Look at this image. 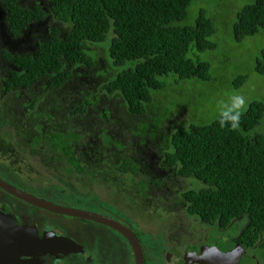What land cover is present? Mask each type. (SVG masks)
<instances>
[{"label": "trees", "instance_id": "16d2710c", "mask_svg": "<svg viewBox=\"0 0 264 264\" xmlns=\"http://www.w3.org/2000/svg\"><path fill=\"white\" fill-rule=\"evenodd\" d=\"M43 1L47 6L38 5ZM194 1L0 0L10 30L0 34V81L9 96L3 102L17 100L16 109L33 111L48 123L57 117L60 123L86 125L99 112L104 120L128 117L135 128L146 120L162 77L209 78V63L189 53L193 46L214 49L213 21L201 12L194 24H182ZM263 27L264 0H250L236 15L233 35L242 40ZM18 42L24 51L12 50ZM254 70L264 76V49ZM245 79L237 78L236 86ZM263 116L264 103L252 101L236 128L221 127L218 116L165 135L167 162L200 184L185 191L189 212L222 226L244 216L249 222L245 233L254 238L264 228V132L248 133ZM31 126L39 132L37 139L24 131L31 146L48 144L52 136L43 133V126ZM68 136L62 127L54 134L61 144L69 143Z\"/></svg>", "mask_w": 264, "mask_h": 264}, {"label": "flooded vegetation", "instance_id": "af4514ba", "mask_svg": "<svg viewBox=\"0 0 264 264\" xmlns=\"http://www.w3.org/2000/svg\"><path fill=\"white\" fill-rule=\"evenodd\" d=\"M41 4L43 3H38ZM2 9L0 8V34H10V30L6 27L8 14H4ZM3 44L4 40L0 36V45ZM14 47L12 48L14 51L25 50L20 42ZM0 93V101H2L0 103V182L54 204L95 212L120 222L129 228L139 241L143 252V264L146 263V257L140 241V233L154 236L155 241L159 242L161 257L165 264H199L191 263L195 255L201 256L207 264H264L262 257L264 228L259 230L257 238H254L251 232L245 233L249 222L244 216H239L226 226H222L218 220L203 221L199 216L189 212L185 199L187 189L184 188L191 186L192 178L184 177L175 163H168L166 160L169 148L165 135L172 128L168 127L165 130V121L155 127L153 137L148 135V131L140 135L135 133L131 124L126 122L128 117L124 119L112 114L113 120H104L98 116L99 112L95 113L97 118L86 125L73 126L70 122L60 123L57 117L51 118V122L48 123L40 118H45L44 116L33 111L16 109L17 100L3 102L9 96L4 94L2 81H0ZM64 96L71 98L67 94ZM31 124L36 126L41 124L43 133L49 138L52 136L48 144L42 142L31 146V140L24 138V131H29L30 135L39 139V132L33 130ZM61 127L64 128L66 135H71L68 136L69 143L61 144L54 138V134ZM4 128L8 131H4ZM102 134L107 136L108 142H103L100 137ZM13 135L16 149L22 142L27 147H31V152L42 147L51 148L55 152L48 162L57 163L55 169L62 167L58 172H52L49 183H43L39 174L34 176L29 174L31 181H26L25 179L30 177H26V173L33 168L29 159L27 158L23 165L21 161L14 162L12 155L2 153L4 147L7 145L11 147L7 142L9 136ZM59 155L63 157L62 160L58 159ZM67 168L70 173L82 174L78 183L65 179ZM138 184L140 190H136ZM69 187L83 194L87 199L91 191L100 200L101 193L107 196L108 191L112 190L115 196L123 192V195L134 199L135 206L141 210L140 213L143 211L153 213V209H159L164 216L160 218V222L153 217H151L153 222H144L143 217L138 214L132 215L129 209H124L126 207L120 209L119 200L114 202L117 205L110 203L114 205L113 208L118 207L114 209L116 214L91 209L87 204L73 205L74 202L64 200L65 196L69 195ZM104 203L109 206L108 208L112 207L108 201ZM180 209L184 214L181 218ZM2 216L6 217L5 221ZM7 220L13 223L11 224L14 228L11 230L13 238H10V226L6 224ZM236 224L239 225V229L233 235L235 230L231 233L230 230ZM0 230V264H31L32 257L25 255L26 253L36 254L34 258L40 259L42 264H135L131 245L117 230L97 222L54 213L32 205L1 184ZM215 233L217 234L214 236ZM32 239L43 244L37 243L33 246L21 244ZM217 251L229 252L231 255L222 262L219 260L221 255L218 256ZM17 254L19 257H15Z\"/></svg>", "mask_w": 264, "mask_h": 264}, {"label": "rangeland", "instance_id": "374dc122", "mask_svg": "<svg viewBox=\"0 0 264 264\" xmlns=\"http://www.w3.org/2000/svg\"><path fill=\"white\" fill-rule=\"evenodd\" d=\"M248 1L250 0H195L188 7V18L182 24H194L196 17L201 12L213 21L215 32L210 36V39L215 44L214 49L199 51L193 46L189 53L191 58L205 60L209 63V78L207 80H202L197 77L179 79L174 74L162 77L163 87L152 92V100L146 107L147 118L146 120H139L137 122V129L133 128L135 133H139L140 135L148 131V135L153 137L156 124H159L162 118L165 121V130L168 127L174 129L188 127L192 123H210L219 116L218 102L220 100H227L234 94L243 95L246 98L247 105L245 110L252 101H261L264 103V76L257 74L254 70L255 60L259 56L260 51L264 49V27L257 34L245 37L242 40H237L233 35V25L236 15ZM42 3L47 6L46 1ZM241 76H246V79L239 86H236L235 81ZM4 131H8V129L4 128ZM263 132L264 116L260 124L249 132L248 135ZM13 137L15 136H9L7 142L11 147H8V145L4 147L2 153L12 155L15 160L14 162L21 161L23 165L28 158L33 168H30V172H27L28 174L26 173L25 176L39 174V176L41 175L40 180L43 183H49L52 172H58L59 168L62 167L60 166L55 169L54 166L57 163L48 162L55 152L51 148L48 149L45 147L35 151L32 150L31 152V147H27L22 142L21 144L19 143V148L16 149ZM100 137L103 142H108L105 134H102ZM73 144L75 143L73 142ZM58 159L62 160L63 157L59 155ZM62 175L65 176V174ZM78 176L79 178H77ZM80 176H82L81 173H70L67 168L65 179H69L72 183H78ZM25 180L30 182L31 176ZM190 185V187L187 186L184 189H194L199 187L200 184L198 181L192 179ZM60 186L62 185L60 184ZM128 186L129 184L127 183V190L129 188ZM136 190H140L139 184L136 185ZM68 194L64 200L74 202L73 205L84 206L87 204V207L91 209L111 214H116L114 209H118L117 206L113 208L114 205L111 204L119 200L120 209L123 210L126 207L124 209H129L128 211L132 215L137 216L138 214L140 217H143L144 222H153L151 217L160 222V218L164 216V213L159 211V209H153V213L144 211L140 213L141 210L135 206L134 199L123 195V192L115 196H113L114 193L112 190L108 191L107 196L101 193L99 194L101 195V200L92 191L89 192L90 195L87 199L83 194L71 189V187L68 189ZM82 197L87 200L84 201ZM104 201H108L112 207L108 208L109 206ZM132 203L134 204L131 205ZM182 212L183 210L180 209V218L184 215ZM238 229L239 225L236 224L230 230V233L235 230L233 232L234 235ZM137 233L139 234L138 230ZM139 236L146 257L145 264H165L161 257L159 242L155 241L154 236L143 235L141 233ZM155 236L157 238V234ZM262 257L264 258V255Z\"/></svg>", "mask_w": 264, "mask_h": 264}, {"label": "water", "instance_id": "95a60500", "mask_svg": "<svg viewBox=\"0 0 264 264\" xmlns=\"http://www.w3.org/2000/svg\"><path fill=\"white\" fill-rule=\"evenodd\" d=\"M0 184L2 185V187L7 189L8 191L12 192L13 194L18 196L19 198L23 199L24 201H26L32 205L42 207V208H44L48 211L54 212V213H59V214L71 216V217H79V218H83V219L90 220L93 222H97V223L103 224L105 226H108L114 230H117L127 239L129 244L131 245L133 252H134V256H135V264H143L144 263L143 252H142V248L139 244V241L137 240L136 236L132 233V231L129 228L125 227L120 222L113 220V219L109 218L108 216L97 214L95 212L85 211V210L76 209V208H72V207H68V206L57 205V204H54L52 202H48L44 199L34 197L33 195L28 194L26 192L18 191L14 187L7 185L5 183L0 182ZM2 217L4 218V221H5L6 217L5 216H2ZM6 224L10 226V229H9L10 238H13V237H11V232H12L11 230H14V228L11 225L13 223L10 220H7ZM0 232H1V230H0ZM0 236H1V233H0ZM32 240L31 241L30 240L24 241L21 244L25 245V246H28V244L33 246L34 244L36 245L37 243L43 244V242H36L35 240H33V241ZM63 240H66V239H63ZM16 244H19V243H16ZM21 244H20V246H21ZM217 252H218V256L221 255L219 260L222 262L226 261L227 257H230V255H231L229 252L228 253H221L220 251H217ZM42 253H45V252H42ZM22 254H24V253H22ZM25 255H30L32 257L30 260L31 264H42V261L40 259L34 258V257H36V254L26 253ZM15 257H19V255L18 254L15 255ZM38 257H39V255H38ZM194 262H197L199 264H207L202 259L201 256H197V255L193 256V258L191 260V263H194ZM22 264H25V263H22Z\"/></svg>", "mask_w": 264, "mask_h": 264}, {"label": "clouds", "instance_id": "9594fccd", "mask_svg": "<svg viewBox=\"0 0 264 264\" xmlns=\"http://www.w3.org/2000/svg\"><path fill=\"white\" fill-rule=\"evenodd\" d=\"M247 105V100L243 95L234 94L227 100L218 102L219 124L221 127L231 126L236 128Z\"/></svg>", "mask_w": 264, "mask_h": 264}]
</instances>
